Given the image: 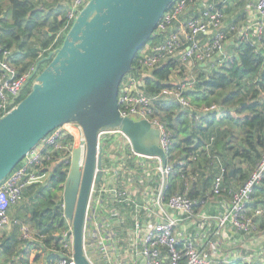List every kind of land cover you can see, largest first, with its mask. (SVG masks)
Returning a JSON list of instances; mask_svg holds the SVG:
<instances>
[{"label": "trees", "instance_id": "trees-1", "mask_svg": "<svg viewBox=\"0 0 264 264\" xmlns=\"http://www.w3.org/2000/svg\"><path fill=\"white\" fill-rule=\"evenodd\" d=\"M67 2L0 0V43L10 53L9 59L18 76L31 73L37 63L49 55L52 44L55 49L61 47L71 27L65 29ZM160 37L163 38L156 30L148 44L159 42ZM233 52L235 56L219 66L213 69L196 66V72H190L177 59L167 60L149 72H145L139 56L134 63L130 74L136 79L145 74L143 85L149 95H157L164 89L174 90L178 83L191 79L196 73L193 89L183 94L192 111L167 97L159 98L152 105L150 119L162 123L170 138L167 166L171 172L166 178L163 203L173 195L184 196L196 202L195 213L198 214L213 195L215 179L222 171L225 190L221 198L230 200V192L235 191L236 185L242 187L264 156V39L259 41L250 36L238 42ZM29 91L30 86H27L17 104ZM212 106L226 112L227 118L219 120L215 111H203ZM49 157L40 168V175L50 173L47 183L36 190L30 212L19 216L31 233H37L34 239L40 241V245L23 239L21 228L26 224L15 220L11 235L1 245L6 259L0 258V264H41L40 255L31 257L41 248L48 255L49 264H56L59 259L63 233L71 229L64 216L63 201L70 160L66 156L63 161L58 152ZM129 165L126 167L130 168ZM257 211L262 214L256 215ZM247 214L258 226L252 234L260 233L264 229V178L247 204ZM226 263L242 264L240 260Z\"/></svg>", "mask_w": 264, "mask_h": 264}, {"label": "water", "instance_id": "water-1", "mask_svg": "<svg viewBox=\"0 0 264 264\" xmlns=\"http://www.w3.org/2000/svg\"><path fill=\"white\" fill-rule=\"evenodd\" d=\"M175 1L89 0L61 47L37 63L27 81L29 93L0 119V184L52 131L69 124L80 128L63 190L75 264H93L85 226L93 187L104 175L100 134L120 131L134 153L159 159L163 170L167 166L159 129L147 119L122 116L118 96Z\"/></svg>", "mask_w": 264, "mask_h": 264}, {"label": "built area", "instance_id": "built-area-1", "mask_svg": "<svg viewBox=\"0 0 264 264\" xmlns=\"http://www.w3.org/2000/svg\"><path fill=\"white\" fill-rule=\"evenodd\" d=\"M88 1L89 0H72L70 2L71 4L67 15L68 22L65 29L71 26L79 11ZM202 1L204 0H176L174 2L172 9L167 11L163 16L157 28V34L163 36L164 41L157 47H153L151 54L143 53L142 57L144 59L139 61L140 64L145 67V72L152 71L160 64L170 59H177L185 65L190 63L192 67L204 64L211 69L229 59L227 50L229 42L223 26L225 13L218 7V2L225 0H206L207 4L203 7L199 17L191 18L175 29L176 21L182 17L189 7L194 4H199ZM252 11L253 19L246 27L231 28L234 33L238 34V42L246 41L250 36L256 37L259 41L264 39V0H255L252 5ZM148 46L151 45L148 44ZM56 50L55 45L52 44L48 52L52 53ZM9 56L10 53L4 50L0 43V71L2 72L0 75V119L7 115L17 105V100L21 97L27 85V81L32 71H34V69H32L31 73L18 76L17 69L12 64ZM144 75L136 79L130 74L123 80L118 96L119 110L124 117H131L135 120L147 119L153 123L161 132L160 145L167 153L170 144L169 135L162 123L158 120L150 119L153 102L160 100L159 98L161 97L172 98L183 108H188L192 111L190 102L183 94L193 89L196 81L195 75L192 76L191 79L179 84L176 89H164L157 95L146 94L145 86L143 85L144 81L142 79ZM203 111L207 113L215 111L217 113V118L218 116L227 117L222 110L215 106L204 108ZM79 129L80 128L75 124H69L52 131L39 145L26 155L12 173L0 184V230L9 223V212L11 208L20 202L26 187L37 181L40 176V168L43 167L45 161L50 159L49 156L52 153L58 152L62 154L61 159L63 161L66 160V156H68L71 161L70 158L74 140ZM106 135H121L131 146L129 139L122 132L110 131L102 133L99 136V144L102 149L104 145L101 143V138ZM47 150L50 151L47 152ZM137 156L144 157L140 155ZM127 165L128 163L123 159L119 165L120 170L117 174L123 175V173L128 170L126 167ZM115 168L116 166L113 165V167L104 170V167L102 181L104 177H106V175L108 176ZM157 170L162 175L165 183L159 192L155 194L154 208L156 210L155 213L158 215L156 218L154 217L149 220L153 223L145 231L143 239L140 241V245L142 246L140 256L144 260L143 264H212V258L207 256V254L204 255L199 249L196 237H189L186 239H181L179 237L175 227L185 220L194 221L199 218L200 222L196 223L197 227L208 226L215 221L218 227L227 232L229 230H236L242 234H252L258 230V226L253 220V217L247 214V204L250 202L255 188L264 178V156L242 187L237 191L230 192L231 199L222 202L224 212L220 217L205 216L200 213H195L196 202L180 195H173L166 203H163L166 178L169 176L171 168L166 166L165 170H163L161 162L159 161ZM223 172L224 171L217 175L213 185V195L219 198H221L225 190L223 187ZM102 181L93 187L87 213L85 239L87 233H90L96 245L97 252H101V254L106 257L105 253L107 250L105 249L103 240L105 229H108V225L102 227L92 225L93 216L90 214V208L93 194L96 196L98 194L111 195L113 193L121 202L127 205L132 203L131 200H129L131 197L130 189L124 186L117 189L106 181V179L103 183ZM99 184L101 186L97 188ZM172 213L179 214L180 217ZM260 214H262V211L256 212V215ZM107 219L108 217H106L105 220ZM109 234L110 233L106 236L110 237L111 234ZM21 235L25 240H37L34 239L37 233H31L26 226L21 228ZM41 237L43 236H40V238ZM63 237V250L56 264H75L73 259L72 228L63 233ZM87 245L89 244H86V248ZM86 251L88 252V250ZM110 254L111 253L108 254L109 258L111 257ZM106 260V264L107 262L108 264H115L111 262V260H108V258ZM118 262L120 264L122 259L119 258Z\"/></svg>", "mask_w": 264, "mask_h": 264}, {"label": "crops", "instance_id": "crops-1", "mask_svg": "<svg viewBox=\"0 0 264 264\" xmlns=\"http://www.w3.org/2000/svg\"><path fill=\"white\" fill-rule=\"evenodd\" d=\"M32 1L36 2L38 0ZM45 1L53 2V0ZM70 1L72 0H68L65 3L68 8L71 4ZM254 1L225 0L218 2V7L225 13L223 26L229 42L228 57L235 56L233 48L235 45H238V34L234 33L231 28H244L253 19L252 5ZM206 4L207 1L204 0L199 4L191 5L182 17L176 21L175 29L180 27L183 22L191 18L199 17ZM163 41L164 38L160 37L159 42L151 45L150 49L145 48L143 53L148 54V52H152L153 47H157ZM186 66L190 69V72H196L192 64L189 63ZM198 66L202 68L206 67L204 64ZM226 118L224 116H218L219 120ZM101 143L104 145V148L106 146L108 147V155L103 159L105 170L113 167V165L116 166L115 170L104 177L102 183L106 179V181L117 189L123 186L130 189L131 197L129 200H131L132 204L123 205L124 202H121L113 193L111 195H93V202H91L90 208V214L93 216L92 225H98L99 227L108 225V229H105L103 240L107 251L105 253L106 257L101 252H97L92 236L90 233H87V243H89L87 245L88 253L90 255L91 251H93V255L90 256L94 264H106L107 258L115 264H119V258L122 259L120 264H143L144 260L140 256V251L142 250L140 241L143 239L145 231L153 223L149 220L154 217L156 218L158 215L155 213L156 210L154 208L155 194L159 192L165 183L162 175L157 170L159 159L137 156L132 152V148L129 143L127 144V140L121 135H106L101 138ZM130 153L134 155L129 157L128 155ZM123 159L128 165L130 164V168L127 167L128 170L123 175H119L117 172L120 170L119 165ZM241 166L245 167V164H241ZM36 182L29 184L22 196V199L30 198L31 205L35 203L37 193L35 191L37 190L35 187ZM237 189H239L238 185L235 186V191ZM225 199L211 195L199 213L205 216L220 217L224 212L222 202ZM30 208V205H24L21 210L27 213L30 212ZM173 215L180 217L176 213ZM106 217H108L107 220H105ZM199 222V218L194 221L185 220L183 223H179L175 229L181 239L196 237L199 249L204 255L207 254V256L212 258V264H221L224 262V264H227L226 262L231 260H240L242 264H264V229L258 234H242L236 230L224 231L217 226L215 221L211 225L201 226L202 228L197 227L196 223ZM12 230L13 228H10L9 223L0 230V258L4 261L6 257L2 253L1 245L11 235ZM108 233L111 234L110 237L106 236ZM109 253H111L110 258L108 256Z\"/></svg>", "mask_w": 264, "mask_h": 264}, {"label": "rangeland", "instance_id": "rangeland-1", "mask_svg": "<svg viewBox=\"0 0 264 264\" xmlns=\"http://www.w3.org/2000/svg\"><path fill=\"white\" fill-rule=\"evenodd\" d=\"M146 48L147 47H149L150 48V46H148V44L145 46ZM143 56V52H141L140 54H139V61L141 60V57ZM187 67V66H186ZM189 69V68H188ZM196 74V73H195ZM127 144H128V142H127ZM107 151H108V147L106 146L105 148H104V146H103V150H102V161H104L103 159H105L106 158V155H108V153H107ZM158 166H159V164H158ZM103 168H104V164H103ZM105 170V169H104ZM50 173H48V174H41L40 176H39V178L37 179V184L35 185V187H36V189H38L40 186H42V185H44V184H46L47 183V181H48V179H49V177H50V175H49ZM36 191V190H35ZM93 195H95V194H93ZM152 197V196H151ZM31 200H30V198H23V199H21V201L17 204V205H15V206H13L12 208H11V210H10V212H9V225H10V228H13L14 227V223H15V220H18L20 223H23V224H26L24 221H23V219H21V218H19V216H21V215H23V214H25V212L24 211H22L21 210V208L24 206V205H27V206H32L31 205V202H30ZM91 202H93L92 201V199H91ZM28 224H26L25 226H27ZM18 226V225H17ZM18 235H20V232L18 231ZM86 239H87V237H86ZM86 239H85V247H86V244H89V243H87V241H86ZM32 243H37V244H39L40 245V241H38V240H33L32 241ZM42 250H43V248H41ZM40 250V249H38L37 250V254H35V253H33V255L31 256L33 259H34V257L36 256V255H40L41 256V264H49V260H48V255L45 253V251L43 250ZM86 250H87V248H86ZM95 254V253H94ZM87 255L89 256V258H90V260L93 262V259H92V255H93V251H91V253H90V255H89V253L87 252ZM94 264V263H93Z\"/></svg>", "mask_w": 264, "mask_h": 264}, {"label": "bare ground", "instance_id": "bare-ground-1", "mask_svg": "<svg viewBox=\"0 0 264 264\" xmlns=\"http://www.w3.org/2000/svg\"><path fill=\"white\" fill-rule=\"evenodd\" d=\"M83 160H84V156H83V158H82ZM83 163V162H82Z\"/></svg>", "mask_w": 264, "mask_h": 264}, {"label": "flooded vegetation", "instance_id": "flooded-vegetation-1", "mask_svg": "<svg viewBox=\"0 0 264 264\" xmlns=\"http://www.w3.org/2000/svg\"><path fill=\"white\" fill-rule=\"evenodd\" d=\"M27 86H29V85H26V87H27ZM26 87H25V88H26ZM24 90H25V89H24Z\"/></svg>", "mask_w": 264, "mask_h": 264}]
</instances>
